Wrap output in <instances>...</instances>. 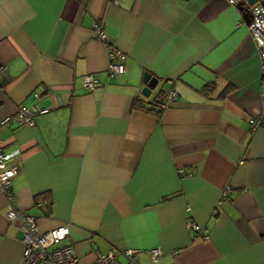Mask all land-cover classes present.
<instances>
[{
	"label": "crops",
	"instance_id": "crops-1",
	"mask_svg": "<svg viewBox=\"0 0 264 264\" xmlns=\"http://www.w3.org/2000/svg\"><path fill=\"white\" fill-rule=\"evenodd\" d=\"M94 21L127 53L126 72L107 77ZM248 24L229 0H0V119L40 87L64 101L34 126L0 124L4 147L23 150L17 204L42 230L70 223L64 243L83 264L110 248L115 264L128 248L139 264H264V124L249 126L264 68ZM147 70L160 78L150 96ZM88 73L105 83L89 89ZM169 88L178 98L163 106ZM8 208L0 189V264H21Z\"/></svg>",
	"mask_w": 264,
	"mask_h": 264
},
{
	"label": "built area",
	"instance_id": "built-area-1",
	"mask_svg": "<svg viewBox=\"0 0 264 264\" xmlns=\"http://www.w3.org/2000/svg\"><path fill=\"white\" fill-rule=\"evenodd\" d=\"M231 4H237L239 0H229ZM256 5V4H255ZM252 7L253 16L248 28L254 39L260 57L262 58V67L264 68V12ZM94 28L97 31L98 38L106 46L110 61L106 69L107 77L117 76L127 71L126 58L127 53L117 45L114 39L106 31L105 27L98 21H94ZM7 68V65H0V74ZM105 83L100 77L93 74L84 75V84L89 89H93L97 84ZM53 93L40 87L33 91L30 98L15 113L6 115L0 119V124H10L16 122L19 125L34 126L36 117L39 114L48 113L57 106L64 104L63 98L57 95L58 103L52 102ZM178 93L174 88H169L163 96L166 106L175 101ZM51 100V101H50ZM264 124V101L261 111L252 116L249 120L251 131H255L260 125ZM23 150L20 147L6 149L4 141L0 134V189L5 193L9 200L7 218L23 233V252L21 264H83L81 255L72 243L61 244V242L71 235V224L64 223L49 230H42L38 223L36 215L26 209L21 208L17 202V191L14 187V177L19 173V159ZM231 192L227 187L223 193L222 202ZM190 227L208 237V230L200 224L190 222ZM127 264H139L138 257L141 250L128 248L125 249ZM96 259L89 264H115L117 250L110 248L106 252L98 250ZM153 261H157L162 253L159 247L150 251Z\"/></svg>",
	"mask_w": 264,
	"mask_h": 264
},
{
	"label": "water",
	"instance_id": "water-1",
	"mask_svg": "<svg viewBox=\"0 0 264 264\" xmlns=\"http://www.w3.org/2000/svg\"><path fill=\"white\" fill-rule=\"evenodd\" d=\"M260 0H239L238 7L245 12V17L250 23L253 16L252 7ZM160 78L154 75L151 71H145L143 76V83L141 92L145 96H150L152 91L158 86Z\"/></svg>",
	"mask_w": 264,
	"mask_h": 264
},
{
	"label": "trees",
	"instance_id": "trees-1",
	"mask_svg": "<svg viewBox=\"0 0 264 264\" xmlns=\"http://www.w3.org/2000/svg\"><path fill=\"white\" fill-rule=\"evenodd\" d=\"M163 101H164V99H163ZM154 103V107H151V106H148L147 104H145L141 99H136L135 100V102H134V106L135 107H139V108H143V109H147V110H149V111H151V110H156V111H158V112H160V109L158 108V104H157V106H155V104L157 103V102H153ZM15 178V177H14ZM68 238V237H67ZM66 238V239H67ZM66 239H64V240H66ZM64 240L61 242V244H66V243H64ZM128 263V262H127Z\"/></svg>",
	"mask_w": 264,
	"mask_h": 264
}]
</instances>
